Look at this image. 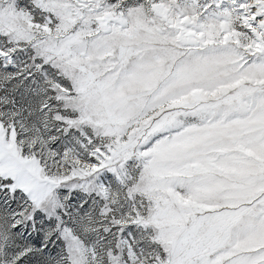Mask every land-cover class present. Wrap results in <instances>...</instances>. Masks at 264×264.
I'll return each instance as SVG.
<instances>
[{"label": "snow or ice", "instance_id": "obj_1", "mask_svg": "<svg viewBox=\"0 0 264 264\" xmlns=\"http://www.w3.org/2000/svg\"><path fill=\"white\" fill-rule=\"evenodd\" d=\"M0 264H264V0H0Z\"/></svg>", "mask_w": 264, "mask_h": 264}]
</instances>
